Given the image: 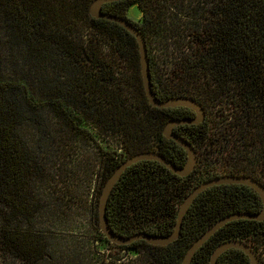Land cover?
Here are the masks:
<instances>
[{
  "label": "trees",
  "instance_id": "trees-1",
  "mask_svg": "<svg viewBox=\"0 0 264 264\" xmlns=\"http://www.w3.org/2000/svg\"><path fill=\"white\" fill-rule=\"evenodd\" d=\"M7 1V9L22 16V27L36 23L25 19L28 16L39 20L36 33L60 48L68 61L48 70L44 59L25 53L20 55L25 66L13 75L3 76L0 67V264H179L186 246L216 218L259 208L258 196L245 184L208 185L187 205L177 236L160 245L143 239L110 242L96 216L86 219L79 231L41 226L36 217L52 218L45 209L52 192L36 164L50 153L54 134L46 114L67 141L87 143L94 136L81 122L94 110L90 108L98 93L109 95L101 128L109 135L125 129L118 140L122 150L98 146L87 152L93 157L73 160L84 166L83 174H96L100 181L123 157L141 150L152 149L180 165L183 149L160 131L167 119L188 116L171 115L178 105L147 103L133 36L114 21L90 16V0H0V11ZM131 3L139 12L130 21L143 38L152 93L157 98L189 96L203 110L200 121L176 124L175 132L194 150L186 174L177 175L152 159H138L124 167L107 194L104 216L113 232L160 234L171 228L177 204L201 180L239 174L264 187V0H110L100 8L123 16ZM115 86L133 89L122 105L114 103ZM23 128L32 131L30 144ZM201 142L212 145L198 151ZM261 238L264 217L227 220L194 249L188 264H207L210 250L222 240L237 239L254 250ZM247 263V256L234 247L221 250L214 262Z\"/></svg>",
  "mask_w": 264,
  "mask_h": 264
},
{
  "label": "rangeland",
  "instance_id": "rangeland-1",
  "mask_svg": "<svg viewBox=\"0 0 264 264\" xmlns=\"http://www.w3.org/2000/svg\"><path fill=\"white\" fill-rule=\"evenodd\" d=\"M7 3L8 1L2 6L0 11V67L3 69V76H11L14 74V70L22 68L20 66H25V62L20 56L25 53L32 59L41 57L42 60L40 61L42 62L44 59L48 70H51L50 66L56 70L58 62L68 61V55L64 54L60 48L36 33V29H41L39 20L28 16L25 19H32L36 23H32V25L28 23L27 27H24L25 24H23L22 27L20 25L22 16L18 17L16 12L12 13L10 9H7ZM14 5L19 6L18 4ZM125 14L132 20L137 19L139 12L134 3L126 7ZM132 94L133 89L130 86L121 88V90L115 86L113 90L114 103L117 102L122 105L125 97H129ZM97 99L96 103L90 108L94 110L88 112V119L81 122L83 127L94 136L93 141L87 143L83 142L79 145L80 142H76V140L67 141L66 137H62V132L60 133L56 127L51 126L52 116L45 115L44 120L50 117L49 132L54 134L51 135L52 140L49 144L50 153L47 157H40L41 159H38L36 163L41 168V176L46 178L44 180V185H47L45 188H48L47 190L50 189L52 192V196L49 201H46L47 205H45V209L49 210L48 214L52 212V218L48 215L36 217L44 228L63 232L65 230L79 231L82 229L81 227H85L86 219L90 221L92 216H96V201L103 181H100L96 174L92 175L91 173V176L83 174L85 173L83 171L84 166L81 165V162L74 163L73 160H78L79 158L82 160L85 156H88V158L93 157V153L87 155V152L96 150L95 148L98 146L106 150H110L113 147L115 150H122L120 147L122 143H118V140L125 130L123 128L114 129L112 134L109 135V130L104 131V128H101V124L105 123L104 108L108 107L109 95L105 92L98 93ZM97 110L100 115L94 116L93 114ZM142 115L140 111L137 113L140 118H142ZM23 132L27 142L30 144L33 135L31 129L23 128ZM28 143L25 144L29 146ZM212 143L214 142L212 141ZM210 145L212 144L201 142L198 144L197 150L205 151ZM28 150L30 151V147H28ZM36 153L42 156V152L38 151ZM208 154L213 156L215 153L212 151ZM38 174L39 172H37V177L39 178ZM38 184L39 181L34 183L35 186ZM81 190L85 191L84 195L80 193ZM53 195L56 198L52 199ZM0 209H3V207L1 206Z\"/></svg>",
  "mask_w": 264,
  "mask_h": 264
},
{
  "label": "water",
  "instance_id": "water-1",
  "mask_svg": "<svg viewBox=\"0 0 264 264\" xmlns=\"http://www.w3.org/2000/svg\"><path fill=\"white\" fill-rule=\"evenodd\" d=\"M105 1H110V0H90L87 5V13L93 17H102L107 20L114 21L133 36L136 43L141 88L147 103L155 107L181 105L191 109L193 114L192 116L189 117L168 119L163 123L161 127V131H160L161 134L164 137L173 140L183 149L184 159L180 165L173 164L157 151L141 150V151L133 152L123 157L118 163L115 164V166L104 178L96 201V219L99 229L103 234V236L108 241L116 244L127 243L134 239H143L145 242L149 244H159V245L165 244L173 240L177 236L181 216L184 213L187 205L194 197V195L204 187L211 184H217V183L245 184L246 186L251 188L259 198L260 206L256 211L253 212L233 211L226 213L216 218L206 228H204L197 236H195L184 249L179 261V264H188V261L194 249L223 222L238 217L249 218L254 220H260L264 217V187L260 182L247 175L238 174V175L212 176L210 178L201 180L200 182L196 183L184 194L182 199L177 204L172 226L166 233L159 234V233H150V232L138 230V231H133L129 234L120 235L113 232L109 228L104 216V205L110 187L112 183L115 181V179L118 177L119 173L124 169L125 166L134 162L135 160L152 159L161 163L165 168H167L168 170H170L171 172L177 175L186 174L191 169L194 163V158H195L194 150L188 141H186L181 136L172 132L170 127L173 124L196 123L201 119L203 113L199 103L189 96H169L162 99L155 97V95L152 93L149 87L145 48H144L143 38L140 32L136 29V27L132 24V22L126 19L125 17L100 10L99 8L100 3ZM227 247H234L241 250V252H243L247 256V260H248L247 264H256V257L253 251L247 246V244L237 239H226L216 243L212 247V249L210 250L207 256V264H214L216 255L221 250Z\"/></svg>",
  "mask_w": 264,
  "mask_h": 264
},
{
  "label": "flooded vegetation",
  "instance_id": "flooded-vegetation-1",
  "mask_svg": "<svg viewBox=\"0 0 264 264\" xmlns=\"http://www.w3.org/2000/svg\"><path fill=\"white\" fill-rule=\"evenodd\" d=\"M101 4L102 3H100V5H99V8L101 7ZM100 10H101V8H100ZM122 17H125L126 19H128L129 21H130V18L125 14V11H124V13H123V16ZM112 68V61L110 60L109 61V69H111ZM166 98V97H165ZM160 99H162V98H160ZM174 106H177V105H174ZM165 109H167V110H170V107H165ZM202 109V108H201ZM171 112V115H180V116H192V114H193V112H192V110L191 109H189V108H187V107H185V106H181V105H178L177 107H175V109L173 110V111H170ZM202 113H203V110H202ZM202 117H203V114H202ZM202 117H201V119H202ZM171 119V118H170ZM200 119V120H201ZM168 120V119H167ZM199 120V121H200ZM170 129H171V131L172 132H174L175 134H177L175 131H176V124H173V125H171V127H170ZM177 135H179V134H177ZM180 136V135H179ZM165 138H167V137H165ZM170 139V138H169Z\"/></svg>",
  "mask_w": 264,
  "mask_h": 264
},
{
  "label": "built area",
  "instance_id": "built-area-1",
  "mask_svg": "<svg viewBox=\"0 0 264 264\" xmlns=\"http://www.w3.org/2000/svg\"><path fill=\"white\" fill-rule=\"evenodd\" d=\"M253 249L252 251L256 257V264H264V238L260 240L257 239Z\"/></svg>",
  "mask_w": 264,
  "mask_h": 264
}]
</instances>
